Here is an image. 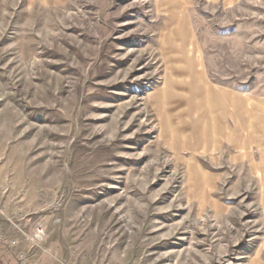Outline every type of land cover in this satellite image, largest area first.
Here are the masks:
<instances>
[{
  "label": "rangeland",
  "instance_id": "obj_1",
  "mask_svg": "<svg viewBox=\"0 0 264 264\" xmlns=\"http://www.w3.org/2000/svg\"><path fill=\"white\" fill-rule=\"evenodd\" d=\"M192 3L0 0V264H264V0Z\"/></svg>",
  "mask_w": 264,
  "mask_h": 264
},
{
  "label": "crops",
  "instance_id": "obj_2",
  "mask_svg": "<svg viewBox=\"0 0 264 264\" xmlns=\"http://www.w3.org/2000/svg\"><path fill=\"white\" fill-rule=\"evenodd\" d=\"M210 4H219L222 3L224 7H230L236 3V0H205ZM193 0H153L154 8H157L159 12L166 15V19L173 20L172 26L173 31L171 33V38L175 34L177 37L189 38L191 36V32L187 34L186 30H188L189 23L187 20V8H191L193 5ZM177 21L179 25H177ZM183 27V35L180 34L179 29ZM185 30V32H184ZM170 33V32H169ZM173 40V39H172ZM171 41V40H170ZM174 42V41H173ZM173 44V43H171Z\"/></svg>",
  "mask_w": 264,
  "mask_h": 264
},
{
  "label": "built area",
  "instance_id": "obj_3",
  "mask_svg": "<svg viewBox=\"0 0 264 264\" xmlns=\"http://www.w3.org/2000/svg\"><path fill=\"white\" fill-rule=\"evenodd\" d=\"M11 245H12V246H15V245H17V244H16V243H12ZM20 256H21V255H20ZM21 257H23V256H21Z\"/></svg>",
  "mask_w": 264,
  "mask_h": 264
}]
</instances>
